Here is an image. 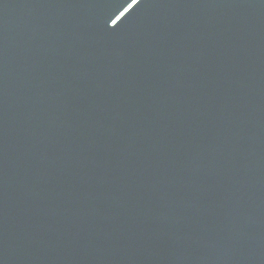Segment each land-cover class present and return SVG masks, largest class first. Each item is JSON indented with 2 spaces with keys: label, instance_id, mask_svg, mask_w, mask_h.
<instances>
[{
  "label": "water",
  "instance_id": "95a60500",
  "mask_svg": "<svg viewBox=\"0 0 264 264\" xmlns=\"http://www.w3.org/2000/svg\"><path fill=\"white\" fill-rule=\"evenodd\" d=\"M0 264H264V0H0Z\"/></svg>",
  "mask_w": 264,
  "mask_h": 264
}]
</instances>
